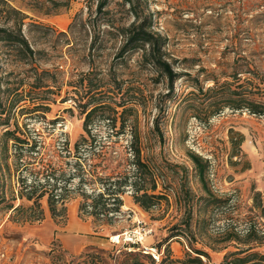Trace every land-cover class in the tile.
Masks as SVG:
<instances>
[{
    "label": "rangeland",
    "instance_id": "obj_1",
    "mask_svg": "<svg viewBox=\"0 0 264 264\" xmlns=\"http://www.w3.org/2000/svg\"><path fill=\"white\" fill-rule=\"evenodd\" d=\"M134 2L140 20L146 17L150 29L164 37L166 56L175 69L187 74L176 80L173 90L165 76L140 64V51L129 52L124 59L117 57L123 44L118 28L135 19L130 4L123 0H109L106 14L96 12V0H0V26L21 27L38 51L35 60H20L14 46L0 41V190L5 197L0 202V264H134L137 255L145 264H151L152 259L144 253L156 249L183 219L184 191L191 189L197 206L205 201L200 196L207 194L191 153L207 161V185L222 200L210 201L203 235L194 217L193 246L209 251L211 264H221L227 252L247 247L248 228L255 229L253 235H264V213L254 206L256 191L263 194L264 203V116L228 106L212 113L218 108L214 106L216 98L198 89L200 84H212L214 77L233 80L234 43L264 50V0ZM259 56L256 59L263 73L264 63L259 58L264 57ZM112 70L124 79L123 92L114 98H120L124 91L135 98V103H130L135 110L126 115L129 122L136 120L144 154L159 174L155 192L167 199L146 211L135 204L127 189L122 212L96 224L91 216L79 215V197L69 198L63 216L57 219L51 216L44 197L43 220L14 219L15 212L9 204H31L26 199L13 198L18 188L17 163L31 161L38 169L52 161L68 177L72 158L60 149L66 140L72 148L84 133V115L67 97V91L73 88L72 80L83 78L84 72L93 71L91 76L104 83ZM38 81L43 86L38 87ZM19 84L18 91L26 99L14 103L16 96L8 88ZM65 98L68 99L64 101ZM92 126L97 142L106 150L99 168L105 166L109 174L123 170L130 155V131L109 137L107 120L96 119ZM7 130L30 143L36 142L39 153L25 150L16 163L14 140L5 134ZM231 130L244 135L239 155H234L238 148L234 149ZM138 227L149 231L138 247L131 249L126 243L113 242V236ZM233 230L234 241L225 242L224 237ZM189 240L186 235L170 240L176 257L185 256ZM166 244L158 252L160 259ZM253 245L264 252V244Z\"/></svg>",
    "mask_w": 264,
    "mask_h": 264
},
{
    "label": "trees",
    "instance_id": "obj_2",
    "mask_svg": "<svg viewBox=\"0 0 264 264\" xmlns=\"http://www.w3.org/2000/svg\"><path fill=\"white\" fill-rule=\"evenodd\" d=\"M96 1V12L106 14L107 10L105 8L109 0ZM123 1L130 4L135 19L128 25L118 28L123 44L116 54L117 57L124 59L127 53L140 51V64L152 67L159 74L165 76L170 89L173 90L176 80L187 74L178 72L175 69L173 63L166 56L164 37L150 29V23L146 17H142V20H140L141 16L135 8L134 0ZM13 11L16 12L17 10L13 9ZM248 37L250 36H245L246 39ZM0 41H5L14 46L20 60L29 57L35 60L34 55L38 51L36 52L33 48L21 27L13 29L0 26ZM231 51L234 53V71L231 74L233 80H221L214 77L212 78L213 83L209 86L200 84L198 86L199 91L204 94H213L212 97L216 98L214 106L218 108L213 110L212 113H218V110L228 106L234 110H247L251 114L264 116V72L262 73L261 66L256 59V55H263L264 57V50L258 51L252 45L245 44L244 46L241 42H236ZM1 57L0 55V70ZM259 59L264 63V58ZM42 72L45 73L47 70ZM91 74H93V71H87L83 73V78L72 80L73 88L67 91V97L69 96L75 101L80 113L84 115V133L75 141L72 148H70L69 141L66 140L60 149V152L64 153L66 157L72 158L71 172L68 177H66L65 170L52 161L45 162L38 169L32 166L33 162L31 161L26 163L19 161L17 163L18 160H21L25 150L39 153V150H37L38 144L36 142L30 143L29 140L16 136L13 131L7 130L5 132L14 140L15 161L18 164L16 171L19 172L17 173L18 188L13 198L31 201L28 206L9 204V209L15 212L14 219L21 222L43 220L44 208L41 200L44 197L47 198L51 216L56 219L63 216L69 198L79 197V215L81 217L91 216L96 224L110 221L122 212L123 195L127 189L130 190L135 204L146 211L161 204L162 199H167L164 194L155 192L158 187L159 174L152 165L149 156L144 154L142 135L136 120L133 119L132 122H129L130 118L126 115L135 110L133 105L130 104L135 103L132 100L135 98L126 94L127 91H124L120 98H114L116 93L123 92L122 83L124 79L120 78L115 70L108 72V80L104 83L95 80ZM85 79H87V82L84 81ZM36 85L38 87L43 86L39 81ZM232 85H234V88ZM20 86L19 84L15 88H8L16 96L13 99L14 103L26 99L18 91ZM50 91L55 92L52 89ZM105 97L108 100H102ZM67 99L65 98L64 101ZM219 100L223 104H218L220 103ZM36 107H46L48 109V106L43 105ZM119 118L121 123L118 125ZM96 119L107 120L110 130L107 136L109 137L120 135L127 130L130 131L131 139L128 145L130 155L127 157V166L123 170L118 172L115 170L113 174H109L106 172L105 166L99 168L106 150L102 147L103 144L97 142L98 135L93 131L92 123ZM231 134L234 149L235 147L238 148V152H234V155H239L242 152L240 147L244 141V135L234 130H231ZM99 144L100 147H98ZM6 151H8L7 146ZM189 156L195 163L200 181L206 191L207 195L200 196L205 201L197 206L191 189L187 188L184 191L186 198L183 219L171 228L172 233L166 239L156 245L157 251L160 252L164 242L167 243L162 258L158 261L151 252L144 253L146 257L152 259L151 264H211L209 251L195 247L192 244V241L196 239L192 222L194 217H197L196 227H198L200 235H203L208 224L205 213H207L210 201L222 200L216 197L207 185L205 177L207 161L196 153H191ZM29 163L31 166H29ZM7 167H9L8 162ZM29 176H32V178L30 179ZM176 197L179 198V196ZM4 199L5 197L2 196L0 190V202ZM254 206L264 213L263 194L260 191H256L254 194ZM230 233L226 232L228 235L224 237V241L227 243L234 241V230ZM253 233H255V229L248 228L247 236L249 240L246 241L247 247L227 252L221 264H264V252L255 250L253 245L264 244V235L259 237L257 234L253 235ZM182 235L190 237V240L189 250L186 251L183 258H180L174 255L170 240ZM210 247L218 249L215 246L210 245ZM139 250L145 251L143 248H139ZM134 264L145 263L137 255Z\"/></svg>",
    "mask_w": 264,
    "mask_h": 264
},
{
    "label": "built area",
    "instance_id": "obj_3",
    "mask_svg": "<svg viewBox=\"0 0 264 264\" xmlns=\"http://www.w3.org/2000/svg\"><path fill=\"white\" fill-rule=\"evenodd\" d=\"M149 231H147L146 228L144 227H138L135 230H128L125 231L121 234L113 236L112 240L115 244H120V243H126L129 245V247L135 248L138 247L142 239L144 238L145 235H147ZM152 250H149V252L152 253V255L159 260L160 255L155 248H151Z\"/></svg>",
    "mask_w": 264,
    "mask_h": 264
}]
</instances>
